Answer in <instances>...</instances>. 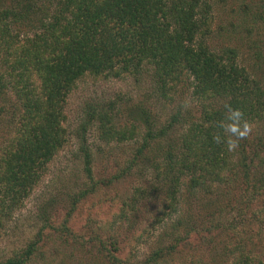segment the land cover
<instances>
[{
	"label": "trees",
	"instance_id": "1",
	"mask_svg": "<svg viewBox=\"0 0 264 264\" xmlns=\"http://www.w3.org/2000/svg\"><path fill=\"white\" fill-rule=\"evenodd\" d=\"M209 8L204 0H0V238L64 147L65 104L86 77H139L150 69L159 97H168V86L170 91L189 81L201 105L199 119L182 122L173 115L161 127L143 104L128 106L130 128L115 129V107L88 112V123L98 122L108 144L110 138L141 137L110 183L142 169L152 174V186L123 202L111 222L118 231L104 237L75 236L68 226L70 212L93 188L68 202L59 224L53 203L42 205L37 232L0 264H36L41 248L52 242L88 264H264V220L255 218L264 213V84L239 66L235 50L217 52L208 45ZM234 111L242 114L241 131L245 123L258 125L261 137L234 136ZM176 127L184 129L175 138ZM229 140L237 147L230 148ZM82 152L91 178L92 156ZM138 204L151 207L152 222L144 230L133 216ZM247 224L262 228L261 237L242 244L228 236ZM127 241L147 246L145 254L121 257ZM186 246L201 255L186 258Z\"/></svg>",
	"mask_w": 264,
	"mask_h": 264
},
{
	"label": "rangeland",
	"instance_id": "2",
	"mask_svg": "<svg viewBox=\"0 0 264 264\" xmlns=\"http://www.w3.org/2000/svg\"><path fill=\"white\" fill-rule=\"evenodd\" d=\"M263 1L204 0L210 7L206 15L211 30L210 36L206 39L208 45L217 52L226 48L235 50L239 66L245 68L252 78L264 84V8L261 7ZM150 71L149 69L139 77L124 76L110 80L86 77L77 84L69 95L63 112L65 120L62 127L66 132V143L47 163L46 171L41 174L39 182L28 197L14 210L13 219L6 225L0 238V261L32 239L42 224L38 213L44 204L53 203L51 204L53 218L55 223L59 224L68 212V202L93 188L90 191L92 193L70 212L68 226L75 236L98 232L104 237L117 230L112 229L111 222L123 206V202L125 205L129 204L136 189H149L152 186L154 182L152 174L142 169L119 182L110 183L117 172L126 168L141 144V137L123 142L110 138L108 144L101 138L98 122L87 121V113L91 110L107 112L110 107H115L118 112L115 129L130 128L131 124L125 117L128 106L132 104L146 106L156 120L157 127L166 125L173 115H179L182 122L201 117V105L192 97L189 81L174 85L170 91L168 86L166 91L169 93L168 97L161 98L158 95L161 93L159 86L154 82ZM183 129L176 127L172 137L176 138L178 131L181 132ZM249 129L246 136H249L250 141H255V138H251L255 134L256 137H261L263 133L258 125L250 126ZM83 149L92 156L91 178L84 171ZM150 210V205L138 204V210L133 213L139 221L141 230L146 229L152 222L153 217L147 213ZM182 210L183 214L187 215V208ZM247 212V217H250L251 212ZM226 217L230 218L231 214ZM255 218L264 220V213L257 211ZM222 219L224 221L225 217ZM166 223L170 226L172 221L168 220ZM160 230L158 228L157 232ZM262 233L263 229L257 230V225L247 224L234 229L228 236L241 239L244 241L242 244H246L247 237H261ZM54 243L41 248L40 252L43 254L36 264H88L80 254L70 256L69 251ZM126 243L121 246L123 252L121 257L134 255L141 258L147 250V246L134 244V241ZM192 247H185L183 255L186 258L201 255V250ZM129 249L130 253L133 250L132 255H129Z\"/></svg>",
	"mask_w": 264,
	"mask_h": 264
},
{
	"label": "clouds",
	"instance_id": "3",
	"mask_svg": "<svg viewBox=\"0 0 264 264\" xmlns=\"http://www.w3.org/2000/svg\"><path fill=\"white\" fill-rule=\"evenodd\" d=\"M242 118V114L239 112V111H234L232 112V114L229 116V119L233 120V122L237 125V127H234V128H229V131L234 135V136H237L239 139H242L244 138L247 134H248V131H250L248 125L245 123L243 125V131L240 130V128L238 127L239 123H240V120ZM216 142L217 143H220L221 142V139L220 137H217L216 138ZM229 143V147L230 148H235L237 147V144L235 141L233 140H229L228 141Z\"/></svg>",
	"mask_w": 264,
	"mask_h": 264
}]
</instances>
